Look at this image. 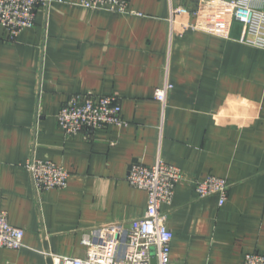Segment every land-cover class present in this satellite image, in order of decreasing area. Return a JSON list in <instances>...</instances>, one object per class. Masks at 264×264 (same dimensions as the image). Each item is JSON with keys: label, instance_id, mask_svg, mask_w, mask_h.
<instances>
[{"label": "crops", "instance_id": "1", "mask_svg": "<svg viewBox=\"0 0 264 264\" xmlns=\"http://www.w3.org/2000/svg\"><path fill=\"white\" fill-rule=\"evenodd\" d=\"M192 27L169 38L171 6ZM129 13L55 0L15 37L0 28V209L24 230L0 264H51L84 257L82 234L114 223L124 233L144 215L146 192L126 180L130 165L164 161L190 179L215 175L227 199L177 185L167 215L170 264H242L264 254V47L240 42L242 24L208 0H128ZM164 69L173 85L161 116L154 90ZM119 97L125 124L66 135L57 113L73 94ZM31 157L69 172L67 187L39 191Z\"/></svg>", "mask_w": 264, "mask_h": 264}, {"label": "built area", "instance_id": "2", "mask_svg": "<svg viewBox=\"0 0 264 264\" xmlns=\"http://www.w3.org/2000/svg\"><path fill=\"white\" fill-rule=\"evenodd\" d=\"M52 1L55 0H0V28L10 38L15 37L34 26L39 6H48ZM208 1L214 6L226 5L231 8L233 18L242 24L240 42L264 47V0ZM79 5L89 10L130 12L128 0H79ZM192 13L191 9L183 5L170 7L167 19L169 38L192 27L190 22H184L180 29L175 28L179 17L191 16ZM172 88L168 71L164 69L162 82L153 94L160 106L161 121ZM125 123L116 95L90 92L73 94L57 113V125L66 135H76L83 130L121 127ZM24 167L39 191L67 187L69 172L51 160L31 157L26 160ZM126 180L132 187L146 192L144 215L133 219L126 233L120 225L107 223L82 234L80 243L85 247V256H53L52 264H151L152 257L155 264H170L173 234L167 226V215L160 210V206L169 204L177 185L184 182L192 184L198 199L217 196L219 206L227 199L230 187L225 179L215 175H207L202 179L188 178L179 167L166 163L159 150L151 165L132 163ZM23 237L24 230L11 225L6 211L0 209V248L20 249ZM242 264H264V254L257 251L245 253Z\"/></svg>", "mask_w": 264, "mask_h": 264}, {"label": "water", "instance_id": "3", "mask_svg": "<svg viewBox=\"0 0 264 264\" xmlns=\"http://www.w3.org/2000/svg\"><path fill=\"white\" fill-rule=\"evenodd\" d=\"M151 253H153V249H151ZM51 264H52V259L50 258ZM151 264H155V259L154 257L151 258Z\"/></svg>", "mask_w": 264, "mask_h": 264}]
</instances>
